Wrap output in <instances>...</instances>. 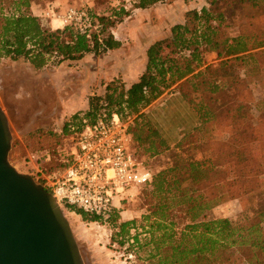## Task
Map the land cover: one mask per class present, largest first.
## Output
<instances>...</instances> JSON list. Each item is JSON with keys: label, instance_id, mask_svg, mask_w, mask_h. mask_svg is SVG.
Masks as SVG:
<instances>
[{"label": "trees", "instance_id": "16d2710c", "mask_svg": "<svg viewBox=\"0 0 264 264\" xmlns=\"http://www.w3.org/2000/svg\"><path fill=\"white\" fill-rule=\"evenodd\" d=\"M10 1L15 10L11 15L3 13L0 3V60H22L35 70H42L49 65L59 67L66 62H77L88 55H105L122 46L112 30L121 24L122 17L128 15L123 7L110 9L108 17L89 14L90 27L68 26L52 31L43 28L38 18L29 12L32 0ZM169 1L135 0L134 6L147 11ZM226 9L240 11L243 31H238L233 37H221L227 11L218 12L215 1L210 3V7L187 11L183 22L170 28L168 39L148 47L145 69L137 82L129 87L117 80L105 84L104 94L89 98L88 111L79 118L74 116L72 122L64 126L67 135L76 125L77 132L80 131L83 121L92 124L98 117L109 119L117 115L124 123L132 120L128 131L134 142L139 146L149 144L146 152L157 155L161 149H169L170 146L143 111L176 83L190 76L193 80H186L178 90L197 125L174 145L175 148L181 150L204 140V135L195 139L194 133L201 130L207 133L209 128L215 130L227 120L226 128L232 132V137L223 144V149H218L217 143L208 145L212 159L195 161L176 155L172 167L152 179L150 195L156 201L150 214L143 216L147 225L141 228L145 230L148 227L144 233L149 234L156 254L150 257L160 256L159 264H203L217 251L230 247V240L237 232L233 222L228 219L197 221L205 212L220 204L253 193L261 182L259 177L264 175V167L257 161L251 147L262 140L264 109L257 118H253L250 107L242 98L223 93V87L206 78L207 73L217 74L218 70L231 67L234 63L256 64L257 58L264 55V0H232ZM204 53H217L219 58L227 60L218 69L207 67L204 72L194 75L203 63ZM221 94L223 99H220ZM220 101L223 106L218 112L215 108ZM46 170L43 171L46 175L51 174L50 169ZM40 183L44 184L43 181ZM65 209L86 221L99 222L77 209ZM175 210L189 221L179 231L174 221ZM117 222V214H114L109 223L116 226ZM117 226L120 235L127 238L129 229L135 228V222ZM262 236L264 231L257 237ZM131 241L140 246L138 235ZM252 246L264 251L263 240L261 243L254 241ZM162 247H166L164 256L160 255Z\"/></svg>", "mask_w": 264, "mask_h": 264}, {"label": "rangeland", "instance_id": "374dc122", "mask_svg": "<svg viewBox=\"0 0 264 264\" xmlns=\"http://www.w3.org/2000/svg\"><path fill=\"white\" fill-rule=\"evenodd\" d=\"M212 1H215L218 12L227 11L221 37H233L238 31H243L240 11L226 9L232 0H170L168 4L149 11L136 9L135 0H32L29 12L38 18L43 28L52 31L62 29L59 18L68 9L108 17L110 9L123 7L128 15L122 17L121 24L112 32L124 47L120 52L88 55L77 62H66L59 67L49 65L42 70H35L22 60H0V106L8 118L13 135L8 158L10 164L19 173L30 175L41 185L43 176L62 173L75 147L78 128L76 125L72 133L66 135L64 126L71 123L74 116L79 118L88 111L87 101L97 95L105 84L112 80L123 83V77L127 81L136 77L138 80L145 69L146 50L150 43L168 39L170 28L179 23L176 18L186 13V7H210ZM0 3L5 15L15 13L10 0ZM202 60L194 75L204 72L207 67L218 69L227 58H219L217 53H204ZM206 75L207 81H214L224 88L223 93L242 98L250 107L253 118L261 114L264 109V55L257 58L256 64L234 63L231 67L218 70L217 74ZM191 77L186 80L192 81ZM186 80L176 83L143 111L162 138L166 139L169 149H161L159 154L151 155L146 152L149 144L139 146L133 140L132 151L149 168L153 177L172 167L176 155L195 161L212 159L208 145L217 143L218 149H223V144L232 137V132L226 128L228 122L224 120L215 130L209 128L207 133L205 130L194 133L195 139L204 135V140L181 150L175 148L174 145L197 125L178 90ZM223 97L221 94L220 99ZM221 101L216 104L218 112L222 110ZM126 124L132 125V120ZM261 137L262 140L251 147L257 161L264 167V127L261 128ZM49 169L51 174L46 175L43 171ZM259 178L261 182L253 193L222 203L198 219L197 222L228 219L237 230L230 240L232 245L217 251L203 264H264V251L252 246L254 241H264L263 236L257 237L264 231V175ZM150 191V186L133 190L132 196L123 202L117 212V225L135 222V228L129 229L127 238L120 235L117 225L86 221L75 213L62 210L70 223L84 264H159L160 256H154V259L150 257L156 254L149 234L144 233L148 227L145 230L141 228L147 225L143 216L150 214L156 201ZM177 211L173 215L179 231L189 221ZM252 225L255 227L251 228ZM258 229L262 231L259 233ZM135 235H138L140 246L131 241ZM160 253L164 256L166 247H162Z\"/></svg>", "mask_w": 264, "mask_h": 264}, {"label": "built area", "instance_id": "2783aa9c", "mask_svg": "<svg viewBox=\"0 0 264 264\" xmlns=\"http://www.w3.org/2000/svg\"><path fill=\"white\" fill-rule=\"evenodd\" d=\"M59 19L62 29L91 25L83 10L68 9ZM83 123L68 166L59 175L43 176L42 186L62 210L74 208L108 224L133 190L151 185L153 174L132 151L128 125L119 116Z\"/></svg>", "mask_w": 264, "mask_h": 264}, {"label": "water", "instance_id": "95a60500", "mask_svg": "<svg viewBox=\"0 0 264 264\" xmlns=\"http://www.w3.org/2000/svg\"><path fill=\"white\" fill-rule=\"evenodd\" d=\"M12 138L0 106V264H84L52 194L10 164Z\"/></svg>", "mask_w": 264, "mask_h": 264}, {"label": "crops", "instance_id": "0c3cea01", "mask_svg": "<svg viewBox=\"0 0 264 264\" xmlns=\"http://www.w3.org/2000/svg\"><path fill=\"white\" fill-rule=\"evenodd\" d=\"M175 0H173V2H174ZM158 6H162V5H156L155 7H153L152 9H150V10H153L154 8H156V7H158ZM191 9H194V7H186V12L187 11H189V10H191ZM147 11H149V10H147ZM31 12H33V10L31 11ZM34 13V12H33ZM183 15V16H182ZM184 15H185V13H181V15L178 17V18H176V20H179V23H181V21H183V18H184ZM178 24V23H177ZM118 40V39H117ZM118 41H120V40H118ZM121 42V41H120ZM156 42V41H155ZM155 42H153V43H155ZM153 43H150V45L149 46H151ZM148 46V47H149ZM124 47V44H122V46H121V48L120 49H118V50H115V51H111V52H109V53H112V52H120L121 50H122V48ZM148 49V48H147ZM125 75H126V73H125ZM124 75V76H125ZM123 83H125L126 84V86L127 87H129L130 85H132L133 83H135V82H137V77L134 79V80H131V81H127L126 79H124V77H123ZM104 92H105V86L104 87H102V89H101V91H99L98 93H97V95L98 96H100V95H102V94H104ZM86 107H88V101H87V105H86Z\"/></svg>", "mask_w": 264, "mask_h": 264}]
</instances>
